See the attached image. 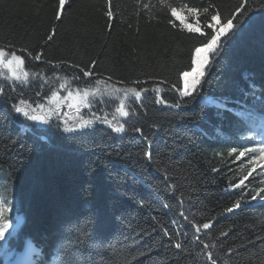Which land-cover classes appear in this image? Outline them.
Returning <instances> with one entry per match:
<instances>
[{"label":"trees","instance_id":"1","mask_svg":"<svg viewBox=\"0 0 264 264\" xmlns=\"http://www.w3.org/2000/svg\"><path fill=\"white\" fill-rule=\"evenodd\" d=\"M189 2L199 4L202 0ZM53 3L55 0H0V45L7 37L18 48L44 53L42 61L26 59L25 68L31 75L25 94L36 97L39 93L46 103L60 83L71 82L70 72L55 69L46 60L81 66L97 60L98 73L112 75L113 81L125 80L129 86L139 79L150 90L143 93L141 101H126L130 116L120 118L117 114V120L127 121L126 129L135 126L145 135L154 136L153 130L160 134L151 146V165L143 155L147 146L138 134H114L99 124L75 141H61L54 135L51 142L60 148L37 152V138L43 129L6 115L7 107L0 105V186H7L13 194H31L28 215L24 207L14 213L24 219L22 230L44 232L68 213L87 215L95 209L110 216L115 212L116 223L109 228L119 234V242L112 245V259L105 264H208L193 229L183 227L181 213H187L189 220L215 221L207 235L202 232L201 236L213 245L217 264H264V199L258 196L253 200L249 194L264 188V171L249 175L247 160L241 163L244 158L233 159L228 154L232 146L242 150L244 140L250 141V149L264 147V134L235 133L230 125L232 113L217 107L228 97L227 108L264 116V79L259 75L264 69V0H249L254 9L250 27L225 54V60H217L208 73L209 84L202 94L214 103L193 101L183 110L170 108L172 94L167 86L176 81L179 70H187L196 40L167 25L158 0H111V30L102 15L107 0H75V10L63 23L57 22V35L45 46ZM215 3L227 14L238 0ZM239 70L255 74L260 87L254 94L245 96L236 90ZM0 85H11L4 69H0ZM155 88L160 92L152 91ZM118 100L100 96L94 107L111 119ZM61 111L68 113L71 122L74 110L65 105ZM83 111L87 115V110ZM13 170L15 189L5 179ZM133 176L140 179L134 182ZM34 177L39 178V184L34 185ZM245 177L247 187L232 191ZM237 201L241 208L226 213ZM161 228L172 234L171 244ZM177 242L183 245L181 249L173 246ZM34 259L39 264L43 257ZM50 264H64L62 255L51 258Z\"/></svg>","mask_w":264,"mask_h":264},{"label":"snow or ice","instance_id":"2","mask_svg":"<svg viewBox=\"0 0 264 264\" xmlns=\"http://www.w3.org/2000/svg\"><path fill=\"white\" fill-rule=\"evenodd\" d=\"M74 3L75 0H55L51 5L52 26L46 35L45 46L54 41L59 27L57 22L63 23L65 17L75 10ZM158 6L168 26L196 40L189 52L190 63L187 70H179L176 81L167 86L168 92L172 94L170 108L183 110L193 101L212 105L214 100L202 94L209 84L208 73L214 63L217 60H225V54L244 37L253 19L250 15L254 10L252 3H249V0H238L227 14L222 12L215 0H202L199 4L190 3L189 0H183L178 4L171 3L170 0H158ZM102 7L104 9L102 15L106 18L108 29L111 30L114 18L111 0H107L106 5ZM43 57V51L33 54L30 48L24 46L18 48L15 42L8 40L7 37L5 43L0 45V69L7 71L8 79L11 81L8 87L0 85V105L7 107L6 115L29 122V127L43 129L37 138L39 143L36 145V151L58 150L60 144H53L52 136L58 135L61 141H75L93 130L94 125L99 124L107 126L114 134H124L126 131L138 134L147 146L143 155L151 165L153 162L151 146L160 131L153 130L154 136L145 135L141 127L131 126L126 129L127 121L117 120V114L120 118L130 116V104L126 107V101H141L142 94L150 91L144 86V82L137 79L129 86L125 80L113 81L112 75L104 76L96 71L99 63L97 60H91L82 66L76 63L69 64L67 61L53 63L46 60L44 62L53 68L67 70L72 75L71 82L65 80L60 83L59 88L52 90L47 96L45 103V98L39 93L36 97H30L24 92L31 75L25 68L26 59L42 61ZM254 75L249 70H239V78L234 81L236 90L245 96L254 94L260 87ZM259 75L264 79V69H261ZM89 84L92 85L91 88L88 87ZM152 91L160 92V89L155 88ZM62 92L66 95H62ZM100 96L119 97L118 106L111 119L107 114H98L94 107V101ZM230 99L224 98L223 103L217 107H224L226 111L232 113L230 117L232 131L237 134L246 131L264 134V116L227 108ZM157 103L163 104L165 101L157 100ZM65 105L69 110H74L71 122L67 118L68 113L61 111ZM83 110H87V115ZM261 111H264V108ZM100 112L103 113V107L100 108ZM219 131L223 132L222 129ZM248 143H250L248 140L240 143L242 150H238L236 146L230 147L228 154L233 159L244 158L241 159V163L247 160L250 166L249 175H252L253 171H264V147L250 149L247 147ZM261 143L264 144V140H261ZM257 152L260 154L257 155ZM5 179L9 180L15 189V171L13 170ZM139 179L140 177L133 176L134 182ZM246 180L247 177L240 179L231 190L245 189ZM33 183L39 184V178L34 177ZM249 194L253 200L258 196L264 199V188ZM172 198L175 199L174 193ZM21 207L26 209L25 215H28L31 194L25 192L13 194L7 186H0V264H37L34 258L39 256L43 257L39 264H50L51 258L58 254L62 255L64 264H105V260L112 259V245L119 242V234L109 228L110 224L116 223L115 212L110 216L95 209L89 210L87 215L68 213L65 218L54 221L44 232H25L22 230L23 217L14 214ZM240 208L241 203L237 201L227 207L225 212L231 214ZM181 216L185 221L184 229H193L197 242L208 256V264H217L211 251L213 245L205 242L201 236L202 232L207 235L215 221L210 224L195 221L194 217L189 220L187 213H181ZM177 227L179 228V225ZM161 231H165V228H161ZM165 235L171 244L172 234L165 231ZM71 239L75 240L74 244L66 243ZM173 246L176 249L183 247L179 242ZM135 264H139V261Z\"/></svg>","mask_w":264,"mask_h":264},{"label":"rangeland","instance_id":"3","mask_svg":"<svg viewBox=\"0 0 264 264\" xmlns=\"http://www.w3.org/2000/svg\"><path fill=\"white\" fill-rule=\"evenodd\" d=\"M5 70V69H4ZM6 71V70H5ZM7 72V71H6ZM132 101H135V100H132Z\"/></svg>","mask_w":264,"mask_h":264}]
</instances>
